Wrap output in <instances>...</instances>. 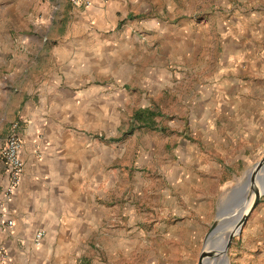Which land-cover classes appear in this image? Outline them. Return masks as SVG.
<instances>
[{"label":"rangeland","instance_id":"374dc122","mask_svg":"<svg viewBox=\"0 0 264 264\" xmlns=\"http://www.w3.org/2000/svg\"><path fill=\"white\" fill-rule=\"evenodd\" d=\"M48 1L0 0V49H10L9 38L47 35L43 17L54 19L53 36L95 27L69 0H51L66 5L56 11ZM103 1L117 16L132 11L115 28L106 12L102 35L129 37L121 63L135 68L116 81L124 90L118 119L96 130L108 148L125 151L107 164L117 178L111 208L86 254L90 264H198L221 202L264 152V0ZM142 99L158 103L155 124L167 132L149 136L167 137L166 148L148 147L144 132L125 134ZM226 255L229 264H264V194Z\"/></svg>","mask_w":264,"mask_h":264},{"label":"crops","instance_id":"0c3cea01","mask_svg":"<svg viewBox=\"0 0 264 264\" xmlns=\"http://www.w3.org/2000/svg\"><path fill=\"white\" fill-rule=\"evenodd\" d=\"M62 2L55 5L49 0L46 6L56 11L66 7ZM78 8L84 10L80 18L95 26L91 30L83 24L72 33L65 30L53 36L54 19L43 17L47 35L9 38L10 49H0V151L16 123L24 163L20 185L5 201L9 173L0 157L5 224L0 245L8 264H90L87 239L98 231L111 208L107 190L117 178L108 177L106 168L108 163L122 161L125 149L108 148L96 130L118 119L124 90L115 88L116 81L135 67L121 63L133 48L129 37L109 41L102 34L106 12L112 28L133 17L132 11L117 16L120 10L107 7L103 0ZM184 34L183 30L176 33ZM157 106L142 99L130 117L139 109L158 113ZM133 132L134 138L144 132L148 147H167V137L159 142L149 136L158 131ZM8 222L12 225L7 226ZM38 231L44 236L37 246Z\"/></svg>","mask_w":264,"mask_h":264},{"label":"water","instance_id":"95a60500","mask_svg":"<svg viewBox=\"0 0 264 264\" xmlns=\"http://www.w3.org/2000/svg\"><path fill=\"white\" fill-rule=\"evenodd\" d=\"M260 171L264 173V152L261 159L247 171L245 179L239 183L238 186L233 187L230 190L218 208V216L223 217L225 220L232 218L231 220L233 222L231 231L227 237L224 247L222 248V252L224 253H227L233 238L239 234L249 214L259 202L260 197L264 194V176L259 177L258 173ZM255 181L258 182L256 187L254 186ZM248 189L252 195V201L250 204L247 199L249 196L247 192ZM221 227L222 225H212L205 237V241L217 234ZM205 241L198 258V264L203 258L210 256L211 253H213L205 250Z\"/></svg>","mask_w":264,"mask_h":264},{"label":"built area","instance_id":"2783aa9c","mask_svg":"<svg viewBox=\"0 0 264 264\" xmlns=\"http://www.w3.org/2000/svg\"><path fill=\"white\" fill-rule=\"evenodd\" d=\"M71 5L76 7L88 8L91 4V0H69ZM18 125L15 123L12 125V133L6 139V142L3 148L0 151V157L8 167L9 180L4 190V200L9 201L18 188L21 182V178L24 171V163L21 159L20 149H21V140L16 132ZM3 202H0V231L5 225L3 222ZM12 223L8 222L7 226H11ZM44 236L43 231H38L35 234L34 243L39 245L41 239ZM0 264L7 263V255L4 248L0 245Z\"/></svg>","mask_w":264,"mask_h":264},{"label":"bare ground","instance_id":"6f19581e","mask_svg":"<svg viewBox=\"0 0 264 264\" xmlns=\"http://www.w3.org/2000/svg\"><path fill=\"white\" fill-rule=\"evenodd\" d=\"M261 173H262L261 171L258 173L259 177H262ZM245 177H246V175H245ZM257 185H258V182L255 181L254 186L256 187ZM247 192L249 195L248 196L249 197L248 203L250 204L252 201V195H251L249 189L247 190ZM218 218H219V222L216 224L222 225L221 229L219 230V232L217 234H215L213 237L206 239V241H205V250L211 251L213 253H211L210 256L203 258L199 264H229V260L227 258V255H226V253L222 252V248L225 245V242L227 240V237H228L231 229L227 228V229L223 230V228H224L223 224L225 223V219L223 217H220V216H218Z\"/></svg>","mask_w":264,"mask_h":264},{"label":"trees","instance_id":"16d2710c","mask_svg":"<svg viewBox=\"0 0 264 264\" xmlns=\"http://www.w3.org/2000/svg\"><path fill=\"white\" fill-rule=\"evenodd\" d=\"M160 117L157 112H153L148 109L136 110L131 116V125L126 131V135L131 134L134 130L138 129H148L151 131H161L166 132L167 129L157 127L155 124V118Z\"/></svg>","mask_w":264,"mask_h":264}]
</instances>
